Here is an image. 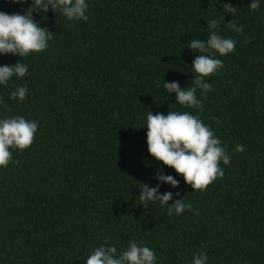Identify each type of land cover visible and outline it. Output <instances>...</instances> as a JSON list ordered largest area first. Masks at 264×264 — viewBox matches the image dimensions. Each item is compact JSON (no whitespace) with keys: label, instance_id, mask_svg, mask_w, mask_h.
Masks as SVG:
<instances>
[{"label":"trees","instance_id":"obj_1","mask_svg":"<svg viewBox=\"0 0 264 264\" xmlns=\"http://www.w3.org/2000/svg\"><path fill=\"white\" fill-rule=\"evenodd\" d=\"M251 2L86 0V22L51 6L33 12L53 32L48 48L0 54V66H28L23 78L0 84V120L38 122L31 147L11 149L0 167V264H86L106 238L117 254L131 241L149 247L156 264H192L200 252L206 264H264V0L255 11ZM31 4L0 0V11L25 14ZM212 19L236 50L216 54L224 67L206 78L211 91H197L203 108L181 106L164 82L191 85L200 53L188 45L207 40ZM231 20L242 34L227 27ZM20 86L23 101L12 99ZM149 111L198 116L231 158L221 162L223 178L196 191L152 157ZM158 171L179 185L160 183ZM158 183L160 195L173 193L169 204L181 198L192 209L169 215L159 201L142 206L143 184Z\"/></svg>","mask_w":264,"mask_h":264},{"label":"clouds","instance_id":"obj_2","mask_svg":"<svg viewBox=\"0 0 264 264\" xmlns=\"http://www.w3.org/2000/svg\"><path fill=\"white\" fill-rule=\"evenodd\" d=\"M13 3L23 4L27 0H12ZM49 6L54 13L59 9L63 16L69 21L88 20L86 0H32L31 7L25 14H7L0 11V54H12L26 57L32 53H40L48 48V41L53 38V32L45 27H40L33 19V12L42 9L45 13ZM260 6V0H252L250 9L255 11ZM227 13L234 14L235 7L224 4ZM224 16L221 17L223 20ZM208 27L213 31L207 40L192 39L188 47L200 53L192 63L195 79L191 85L181 88L173 82H164V88L168 93H175L176 102L181 106L202 109L203 104L197 98V91L206 94L211 91V85L206 78L216 75L224 67L222 59L216 58L226 56L236 50V41L224 38L215 31L220 21L212 19ZM227 27L238 34L243 33V26H237L232 20ZM250 43V40H245ZM28 73V66L22 62L13 65L0 66V84L6 85L13 76L23 78ZM28 89L24 86L17 87L12 93V99L21 101L26 99ZM206 98V96H205ZM213 119H217L213 117ZM217 122H219L217 120ZM147 145L148 152L164 166L171 167L177 174L183 176L184 181L193 190L205 191L217 178H223L224 170L221 162L228 165L231 162L225 147L221 146V140L216 138L209 126L202 120L188 112L169 111L167 115L162 113L147 114ZM38 122L30 121L22 116L5 118L0 120V167L7 168L12 161L11 149L25 150L33 144ZM237 152H243L244 146L237 145ZM156 179L160 183L170 184L173 187L179 185V181L172 175H166L158 171ZM160 183L156 187L143 184L139 199L142 206H148L150 202L159 201L162 206L168 205V214L175 212L182 214L186 209L191 210L192 204L185 203L181 198L174 203L168 202L172 199V192L159 194ZM179 196V192L176 193ZM199 214V211H196ZM115 245H110L105 239L103 245L95 248L86 259V264H156L157 257L152 249L140 246L136 241H131L127 250L117 254ZM207 253L194 254L192 264H206Z\"/></svg>","mask_w":264,"mask_h":264}]
</instances>
